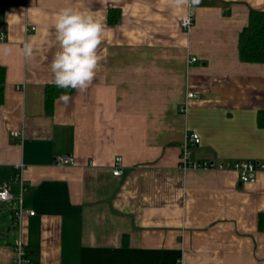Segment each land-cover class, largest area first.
<instances>
[{
  "label": "crops",
  "instance_id": "obj_1",
  "mask_svg": "<svg viewBox=\"0 0 264 264\" xmlns=\"http://www.w3.org/2000/svg\"><path fill=\"white\" fill-rule=\"evenodd\" d=\"M67 6L103 18L104 59L85 92L73 90L47 113L53 25ZM6 7L0 44L13 52L0 56V186L20 172L35 215L14 228L10 203L0 201V264H11L19 237L36 250L29 264H264V172L242 183L231 170L180 167L187 132L200 136L197 161L264 162V63L242 61L238 46L264 0H202L188 31L180 25L187 6L169 0ZM26 40L35 45L30 59L20 54ZM59 155L74 162L60 165Z\"/></svg>",
  "mask_w": 264,
  "mask_h": 264
},
{
  "label": "clouds",
  "instance_id": "obj_2",
  "mask_svg": "<svg viewBox=\"0 0 264 264\" xmlns=\"http://www.w3.org/2000/svg\"><path fill=\"white\" fill-rule=\"evenodd\" d=\"M169 3L173 8H181L198 5L200 0H169ZM53 27L57 50L53 54L50 70L54 83L58 88L83 93L96 79L104 59L101 54V45L106 38L104 20L91 12L67 6L57 12ZM34 47L32 40H26L20 54L30 59ZM12 52L10 44H0V56H9ZM60 99L67 103L70 97L62 94Z\"/></svg>",
  "mask_w": 264,
  "mask_h": 264
},
{
  "label": "built area",
  "instance_id": "obj_3",
  "mask_svg": "<svg viewBox=\"0 0 264 264\" xmlns=\"http://www.w3.org/2000/svg\"><path fill=\"white\" fill-rule=\"evenodd\" d=\"M202 1V0H200ZM22 2V1H21ZM196 6V5H195ZM195 6H187V13L181 18L180 25L183 30L188 31L193 26L195 22ZM4 38V34H1ZM197 58L192 57L189 62L193 63ZM189 97H198L195 93L190 92ZM13 136H20V133L15 131L12 132ZM201 139L197 132H187L185 140L182 144V151L180 154V167L183 169H211V170H231L238 174L239 179L242 183H253L257 180L258 174L264 172V162L263 161H247V160H236L231 163H223L216 161H197L193 157V150L200 143ZM123 158L117 157V164L121 162ZM56 162L60 165L72 164L74 162V157L72 155H59L56 158ZM113 174L118 176L123 174L119 166L115 167ZM18 183L20 185V192L15 195L12 192V185ZM25 180L22 174L19 172L9 179L3 181L0 186V201L7 202L15 205L13 208L14 215V228L21 227L23 217L25 214L35 215V211L26 209L24 205V192L27 190ZM14 245L15 258L11 261V264H29L30 257L26 247L23 244L22 239L16 241Z\"/></svg>",
  "mask_w": 264,
  "mask_h": 264
},
{
  "label": "trees",
  "instance_id": "obj_4",
  "mask_svg": "<svg viewBox=\"0 0 264 264\" xmlns=\"http://www.w3.org/2000/svg\"><path fill=\"white\" fill-rule=\"evenodd\" d=\"M7 0H0V21L4 19ZM119 14L116 11L109 13V21L114 23L118 20ZM239 55L240 59L247 63H264V10H252L249 14L248 24L243 28L239 35ZM6 66L0 63V104L3 102V91L6 80ZM74 89L58 88L55 83L48 84L45 88V106L47 113H52L55 101L62 94L70 95ZM258 124L264 128V111L258 115ZM259 223L262 226V219ZM27 249V248H26ZM30 257L36 253L27 249ZM33 261V259H32Z\"/></svg>",
  "mask_w": 264,
  "mask_h": 264
},
{
  "label": "rangeland",
  "instance_id": "obj_5",
  "mask_svg": "<svg viewBox=\"0 0 264 264\" xmlns=\"http://www.w3.org/2000/svg\"><path fill=\"white\" fill-rule=\"evenodd\" d=\"M7 205H8V203H7ZM10 205H11V206H10ZM10 205H8V207H7V206L4 207V210H7V211H8V214H11L10 212H11V210H13V208H14V206H15V205H13V204H10ZM8 214H7V215H8ZM6 219H7V220H5V219H1V222H2V223H4V222H5V223H8L9 220H8V218H6Z\"/></svg>",
  "mask_w": 264,
  "mask_h": 264
}]
</instances>
